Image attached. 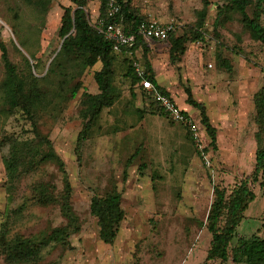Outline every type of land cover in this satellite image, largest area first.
I'll use <instances>...</instances> for the list:
<instances>
[{"label":"rangeland","instance_id":"374dc122","mask_svg":"<svg viewBox=\"0 0 264 264\" xmlns=\"http://www.w3.org/2000/svg\"><path fill=\"white\" fill-rule=\"evenodd\" d=\"M35 1L0 0V34L19 72L42 77L64 41L59 29L65 7L75 4L50 0L43 9ZM86 1L83 8L94 27L100 0ZM133 4L146 18L178 22L174 35L179 46L170 51V39L156 42L148 61L164 65L172 74L176 94L187 97L190 88L193 97L205 104L217 130L216 144L197 117L204 139L198 147L188 128L126 75L129 62L119 52L112 73L115 101L102 109L79 146L86 123L81 113L84 94L99 93L94 75L102 62L83 67L75 54L56 62L43 83L57 104L37 110L34 126L25 111L10 108L2 95L5 66L0 49V231L6 223L7 238L22 237L41 247L29 262L7 261L0 252V264H221L220 259L206 261L212 238L207 217L215 189L229 193L250 169V141L256 144L260 130L254 95L264 83V47L251 36L240 13L226 7L220 12L219 0H133ZM248 11L252 15L253 6ZM135 59L146 68L143 50ZM46 138L58 158L43 160L22 149L32 143V150L44 152ZM16 147L21 159L14 157ZM12 155L15 172L5 163ZM65 180L71 185L75 219L67 217L58 203L35 201V184L57 194L65 191ZM253 188L259 195L238 235L252 234L264 220L263 189L259 183ZM116 191L122 194L125 216L109 244L99 236L91 203L95 195ZM227 264L235 263L230 259Z\"/></svg>","mask_w":264,"mask_h":264},{"label":"trees","instance_id":"16d2710c","mask_svg":"<svg viewBox=\"0 0 264 264\" xmlns=\"http://www.w3.org/2000/svg\"><path fill=\"white\" fill-rule=\"evenodd\" d=\"M75 7H65L62 16V23L59 29V34L64 38L62 46L56 57L52 60L47 74L54 71L53 66L63 56L75 54L83 60V67L94 66L98 61L102 62V68L95 72V80L98 84L99 93H85L82 107V116L85 118V125L78 136L79 146L87 139L90 126L96 120L104 107L110 106L115 101V88L113 86V66L116 62V52L112 48L110 41L105 40L104 36L90 24L87 13L84 10L86 0H71ZM222 4L218 7L220 12L222 8H230L235 12L240 13L244 25L250 30L251 36L260 41L264 47V0H219ZM50 0H36L34 3L43 9H47ZM120 4V11L114 16L108 17V0H100V16L107 17L110 21L122 26L126 32L134 33L137 30L139 23L146 19V16L138 12L134 7L133 0H117ZM253 6V14L250 15L248 9ZM173 33L170 36L171 48L170 51L179 46V40ZM168 39V40H169ZM25 45L24 43H22ZM176 45V46H175ZM0 49L2 51V60L5 66V73L1 82L2 95L12 109H22L25 111L34 126H36V114L40 109L46 107L50 103L57 104V101L51 100L52 92L46 87V75L38 77L34 72L29 71L28 74L22 75L17 66L9 58V52L6 43L1 39L0 34ZM139 49L143 50V57L147 61L144 68V76H139L136 71V64H141L135 59ZM150 47L147 41L142 36H137V41L131 48L122 49L121 53L127 57L125 60L129 62L127 76L133 77V83H138L143 93L153 98L160 106L159 102L154 97V92L143 88L140 83L143 78H149L155 88L162 93L171 95L169 91L160 86L155 78L151 62L148 61ZM34 56V55H32ZM27 64L30 62L26 59ZM37 69V64L34 65ZM142 67V66H141ZM187 102L193 107L200 110L201 123L205 126L206 131L211 137V143L216 144L217 130L211 124L206 111V106L203 102L196 100L190 88H187ZM76 89L72 90L71 95L75 96ZM254 102L256 108V122L260 130L264 131V83L262 87L255 93ZM52 105V106H55ZM38 110V111H37ZM163 110V109H162ZM164 111V110H163ZM165 112V111H164ZM152 113H156L153 111ZM160 113H162L160 111ZM256 133V163L255 168L249 175H245L238 179L231 190L215 189V197L211 205L207 217V229L211 233L210 248L207 252L206 261L220 259L221 264H227L232 259L235 264H264V223L262 230L254 233L249 237H239L237 227L244 218V212L249 207L250 203L256 198L253 190L255 183L260 181L264 176V134ZM47 149L44 152L32 150V143L23 146V150L34 152L35 155H41L42 159L50 157L58 158L54 147L48 138L45 139ZM20 142L16 141V146ZM14 157L21 159L18 154V148H14ZM5 159L7 169L15 172V164L12 163L13 155ZM263 186V183H262ZM71 185L68 180H65V191L57 194L50 193L48 188L41 183L35 184V201L45 204L58 203L67 217L75 219V214L72 211L70 203ZM91 211L97 217L99 222V236L105 242L114 243L121 222L124 219L125 212L122 207V194L119 191L107 193L104 196L95 195L91 203ZM224 221V222H223ZM223 223V226L221 224ZM3 223V230L0 231V252L4 254L7 261L29 262L35 260L41 252V247H38L31 240H25L22 237L7 238ZM235 242V243H234ZM201 264H206L203 262Z\"/></svg>","mask_w":264,"mask_h":264},{"label":"built area","instance_id":"2783aa9c","mask_svg":"<svg viewBox=\"0 0 264 264\" xmlns=\"http://www.w3.org/2000/svg\"><path fill=\"white\" fill-rule=\"evenodd\" d=\"M120 9L121 6L117 0H108V17L114 16ZM94 27L98 33L104 36L105 40L111 42L114 51L121 52L124 48L128 49L134 46L137 36H142L146 41H167L173 33H176L179 26L175 19L160 21L154 18H146L139 23L136 32L130 33L126 32L122 26L110 21L107 17L98 16ZM209 66L212 67V64L210 63ZM136 71L139 76H144V70L138 64H136ZM140 85L146 90L154 92V97L162 109L174 121L187 127L197 146L202 147L204 139L198 122L181 108L171 95L157 90L149 78L144 77ZM205 159L209 163L206 156Z\"/></svg>","mask_w":264,"mask_h":264},{"label":"crops","instance_id":"0c3cea01","mask_svg":"<svg viewBox=\"0 0 264 264\" xmlns=\"http://www.w3.org/2000/svg\"><path fill=\"white\" fill-rule=\"evenodd\" d=\"M100 16V14H99ZM155 19V18H154ZM162 21V20H160ZM156 42H164V41H157V40H152V41H147L148 43V46L150 47L151 49V53H155V49H153V46L156 44ZM151 65H152V69H153V72L155 74V78L158 82V84L164 88H166L169 93L171 94V96L174 98V100L176 101V103L181 107L183 108L188 114H190L196 121L198 118H201V115H200V110L198 108H195L193 107L191 104H189L187 102V97H186V94L184 96V94L182 95L181 92H179L178 94H176V92L174 91V88H173V85L171 84L172 82V74L171 76L168 75V72H166V70H164V65H158L154 62L151 61ZM143 68V67H142ZM144 69V68H143ZM214 77V74H210V77L209 78H212L213 79ZM200 102V101H199ZM199 111V112H198ZM207 111V110H206ZM199 114V116H198ZM198 117V118H197ZM212 124V123H211ZM213 125V124H212ZM250 144H251V152H253L252 154V158L250 160V166H249V171L246 172V175H249L255 168V163H256V149H257V146L255 144V142L253 141H250ZM253 144L255 147H253ZM259 183V187L261 189H263V192H264V187L262 186V183L264 185V176L260 178V181L258 182ZM257 183L254 184V186H256ZM255 194H256V198L257 196L259 195V193L256 191L255 188H253ZM264 194V193H262ZM256 198L254 199V201L256 200ZM252 201V202H254ZM252 202L250 203V205L252 204ZM250 205L249 207L245 210L244 212V218L242 219V221L240 222V224L238 225L241 226V224L243 223V221L246 219L247 215H246V212L247 210L250 208ZM264 219V218H263ZM263 223H264V220L262 222V226L261 228L257 229L255 232H253L252 234L250 235H238L239 237H249L251 235H253L254 233H257L259 232V230H262V227H263ZM238 227H237V234H238ZM260 235H264L262 232L260 233Z\"/></svg>","mask_w":264,"mask_h":264}]
</instances>
